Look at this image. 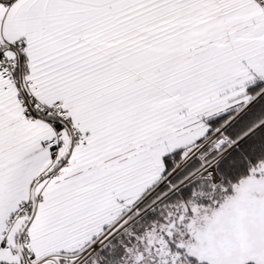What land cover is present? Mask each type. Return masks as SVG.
<instances>
[{
  "label": "snow or ice",
  "instance_id": "6c2138e0",
  "mask_svg": "<svg viewBox=\"0 0 264 264\" xmlns=\"http://www.w3.org/2000/svg\"><path fill=\"white\" fill-rule=\"evenodd\" d=\"M0 264H264V0H0Z\"/></svg>",
  "mask_w": 264,
  "mask_h": 264
}]
</instances>
